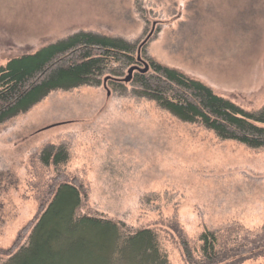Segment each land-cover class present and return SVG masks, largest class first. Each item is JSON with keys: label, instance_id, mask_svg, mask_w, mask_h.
Listing matches in <instances>:
<instances>
[{"label": "rangeland", "instance_id": "obj_1", "mask_svg": "<svg viewBox=\"0 0 264 264\" xmlns=\"http://www.w3.org/2000/svg\"><path fill=\"white\" fill-rule=\"evenodd\" d=\"M78 30L120 36L149 70L177 67L243 108L264 103V0H0V64ZM134 63L0 122V260L68 179L84 191L79 212L154 228L169 264H264V146L140 96L123 79ZM58 148L65 158L43 159ZM203 230L217 237L209 262Z\"/></svg>", "mask_w": 264, "mask_h": 264}, {"label": "trees", "instance_id": "obj_2", "mask_svg": "<svg viewBox=\"0 0 264 264\" xmlns=\"http://www.w3.org/2000/svg\"><path fill=\"white\" fill-rule=\"evenodd\" d=\"M133 52L134 43L120 36L78 30L10 57L0 64V122L53 89L97 84L106 71L119 74L137 59ZM150 67L136 70L130 78L137 94L153 99L183 121L202 124L218 137L264 146V103L249 110L177 67L155 60ZM50 157L56 163L66 152L44 150L43 159ZM83 195L79 184L59 180L25 241L1 258L0 264H169L154 228H133L109 216L79 212ZM199 239L197 250L209 262L216 255L217 237L203 230ZM183 250L187 260H193L190 246L184 243Z\"/></svg>", "mask_w": 264, "mask_h": 264}, {"label": "water", "instance_id": "obj_3", "mask_svg": "<svg viewBox=\"0 0 264 264\" xmlns=\"http://www.w3.org/2000/svg\"><path fill=\"white\" fill-rule=\"evenodd\" d=\"M150 33H148V35H149ZM148 35H147V37H148ZM146 37V38H147ZM146 38L142 41V43L146 40ZM141 43V44H142ZM140 46V45H139ZM137 60L138 61H140V62H142L144 65H143V67H141L139 64H137V63H134V64H132L131 66H129V68H128V73L123 77V79L125 80V81H129L130 80V78H131V74H132V71L133 70H140V71H146L147 69H148V63L144 60V59H142V57L140 56V53H139V48L137 49Z\"/></svg>", "mask_w": 264, "mask_h": 264}]
</instances>
